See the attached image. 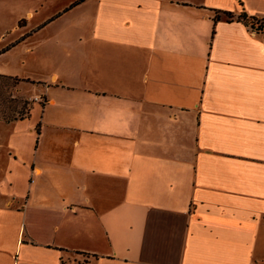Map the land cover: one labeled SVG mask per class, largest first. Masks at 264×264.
<instances>
[{
    "label": "crops",
    "instance_id": "crops-1",
    "mask_svg": "<svg viewBox=\"0 0 264 264\" xmlns=\"http://www.w3.org/2000/svg\"><path fill=\"white\" fill-rule=\"evenodd\" d=\"M4 2L0 264H264V0Z\"/></svg>",
    "mask_w": 264,
    "mask_h": 264
},
{
    "label": "rangeland",
    "instance_id": "rangeland-1",
    "mask_svg": "<svg viewBox=\"0 0 264 264\" xmlns=\"http://www.w3.org/2000/svg\"><path fill=\"white\" fill-rule=\"evenodd\" d=\"M6 2V1H5ZM0 3V32L4 29H11L14 26V19L17 16V9L8 3ZM9 41V39H6ZM7 59V57H6ZM34 88L30 83L21 81V79H0V161L5 159L4 150L7 125L17 118L24 117L30 112L33 102L44 101L43 95L36 96ZM35 97V98H34ZM16 112H21L17 114ZM28 116V115H27Z\"/></svg>",
    "mask_w": 264,
    "mask_h": 264
},
{
    "label": "trees",
    "instance_id": "trees-1",
    "mask_svg": "<svg viewBox=\"0 0 264 264\" xmlns=\"http://www.w3.org/2000/svg\"><path fill=\"white\" fill-rule=\"evenodd\" d=\"M228 19H230L232 17V15L230 13H226L225 15ZM239 19H242L243 21H245L246 23H250V25L252 27H255L257 29L258 32L262 33V35L264 36V27L262 26V23L259 22L258 19H256L255 17H248L246 15V12H242L240 13ZM5 51V49H0V54L3 53ZM0 79H5V80H9V79H16L10 76H4L0 74ZM22 81V80H21ZM17 114L21 113V112H16ZM29 114V112H28ZM27 114V115H28ZM22 117H19L20 119L25 118L22 114H20ZM26 115V116H27ZM17 120V118H15Z\"/></svg>",
    "mask_w": 264,
    "mask_h": 264
}]
</instances>
